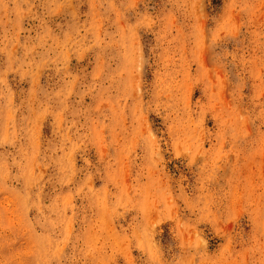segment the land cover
Returning <instances> with one entry per match:
<instances>
[{"label": "rangeland", "instance_id": "1", "mask_svg": "<svg viewBox=\"0 0 264 264\" xmlns=\"http://www.w3.org/2000/svg\"><path fill=\"white\" fill-rule=\"evenodd\" d=\"M0 264H264V0H0Z\"/></svg>", "mask_w": 264, "mask_h": 264}]
</instances>
